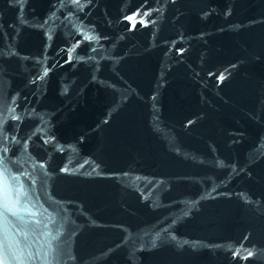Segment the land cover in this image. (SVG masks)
<instances>
[{"label":"water","instance_id":"obj_1","mask_svg":"<svg viewBox=\"0 0 264 264\" xmlns=\"http://www.w3.org/2000/svg\"><path fill=\"white\" fill-rule=\"evenodd\" d=\"M0 173L2 264H264V0H0Z\"/></svg>","mask_w":264,"mask_h":264},{"label":"snow or ice","instance_id":"obj_2","mask_svg":"<svg viewBox=\"0 0 264 264\" xmlns=\"http://www.w3.org/2000/svg\"><path fill=\"white\" fill-rule=\"evenodd\" d=\"M131 19V18H130ZM0 176H2V173H0ZM0 264H2V262H0Z\"/></svg>","mask_w":264,"mask_h":264}]
</instances>
